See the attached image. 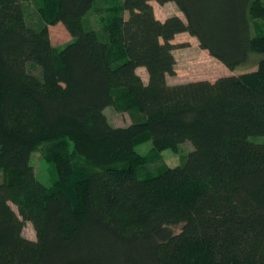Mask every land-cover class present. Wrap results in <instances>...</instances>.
Wrapping results in <instances>:
<instances>
[{
    "label": "trees",
    "instance_id": "16d2710c",
    "mask_svg": "<svg viewBox=\"0 0 264 264\" xmlns=\"http://www.w3.org/2000/svg\"><path fill=\"white\" fill-rule=\"evenodd\" d=\"M24 1L0 0V264H264V141L252 140L264 137V0H123L113 48L85 25L96 0H58L62 49L26 22ZM152 1L185 19L160 20ZM184 32L229 69H256L169 83ZM108 106L131 124L113 125ZM144 137L193 149L142 178ZM44 143L71 186L36 177ZM72 155L92 167L83 177Z\"/></svg>",
    "mask_w": 264,
    "mask_h": 264
},
{
    "label": "rangeland",
    "instance_id": "374dc122",
    "mask_svg": "<svg viewBox=\"0 0 264 264\" xmlns=\"http://www.w3.org/2000/svg\"><path fill=\"white\" fill-rule=\"evenodd\" d=\"M58 0H26L24 1L25 19L26 22L35 28H42L47 26L50 31L51 41L54 47L62 49L69 42L72 41V36L61 24H51L50 21L54 16L57 8ZM123 0H96L92 9L85 17V25L88 28L96 29L100 32L104 41H107L111 48L115 47L116 38L113 30V20L119 12L115 7L120 6ZM155 14L160 20L178 15L185 19L183 12L178 8L174 2H167L160 4L152 1ZM264 25V19L258 18L253 20V30L257 31L258 26ZM174 43L181 44L174 50L176 58V74L168 76V82L171 84L195 81L201 79L216 80L225 75L241 74L256 69L254 66H239L236 69H229L222 61L210 55V53L201 48L196 37L187 32L178 34ZM29 69L38 72L39 67L30 65ZM138 73L146 82L149 79L147 70L143 68L138 69ZM134 109V107H133ZM131 111V110H130ZM130 111L125 110L121 106H108L105 112L110 122L115 126H126L131 124L132 118ZM252 140L264 141V137H253ZM51 142V144H53ZM193 149V146L186 142L181 145L179 151L174 152L171 149L158 151L152 144L149 137L142 138L137 145V150L143 156L144 162L139 167V174L142 178L153 177L165 167H175L182 165ZM50 147L47 143L38 146L32 155V165L35 170L36 177L50 187H57L64 185L67 187L71 182H64L58 174V168L55 161L50 158ZM74 166V177H83L87 171L92 167L88 163L76 155H72ZM1 180V177H0ZM76 199V198H75ZM75 206L78 207L76 201ZM16 209V206L13 205ZM176 231H180V226L175 227ZM23 234L31 239H36V231L32 222L26 221L23 229Z\"/></svg>",
    "mask_w": 264,
    "mask_h": 264
},
{
    "label": "crops",
    "instance_id": "0c3cea01",
    "mask_svg": "<svg viewBox=\"0 0 264 264\" xmlns=\"http://www.w3.org/2000/svg\"><path fill=\"white\" fill-rule=\"evenodd\" d=\"M143 68V67H142Z\"/></svg>",
    "mask_w": 264,
    "mask_h": 264
}]
</instances>
